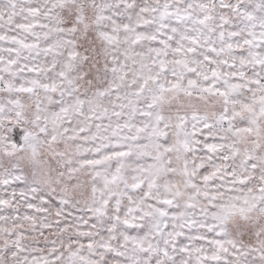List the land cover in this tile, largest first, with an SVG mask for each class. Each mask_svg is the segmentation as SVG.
<instances>
[{"label":"snow or ice","instance_id":"snow-or-ice-1","mask_svg":"<svg viewBox=\"0 0 264 264\" xmlns=\"http://www.w3.org/2000/svg\"><path fill=\"white\" fill-rule=\"evenodd\" d=\"M0 264H264V0H0Z\"/></svg>","mask_w":264,"mask_h":264}]
</instances>
